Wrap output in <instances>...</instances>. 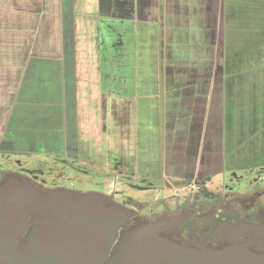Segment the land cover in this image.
Masks as SVG:
<instances>
[{"label": "crops", "instance_id": "0c3cea01", "mask_svg": "<svg viewBox=\"0 0 264 264\" xmlns=\"http://www.w3.org/2000/svg\"><path fill=\"white\" fill-rule=\"evenodd\" d=\"M262 27L264 0H0V159L118 155L119 182L263 166Z\"/></svg>", "mask_w": 264, "mask_h": 264}, {"label": "water", "instance_id": "95a60500", "mask_svg": "<svg viewBox=\"0 0 264 264\" xmlns=\"http://www.w3.org/2000/svg\"><path fill=\"white\" fill-rule=\"evenodd\" d=\"M192 214L136 223L107 195L44 189L9 173L0 182V264H264L255 226H219L218 235H236L221 248L163 235Z\"/></svg>", "mask_w": 264, "mask_h": 264}, {"label": "rangeland", "instance_id": "374dc122", "mask_svg": "<svg viewBox=\"0 0 264 264\" xmlns=\"http://www.w3.org/2000/svg\"><path fill=\"white\" fill-rule=\"evenodd\" d=\"M257 46L259 55H264V27L261 31H257V37L254 40ZM243 52L246 50L241 49ZM242 52V53H243ZM237 59L233 62V59ZM244 59L249 63L250 58L239 53L232 55L225 63L227 73H233L231 64L238 67L240 59ZM219 65V64H218ZM232 150V149H231ZM232 152V151H231ZM221 156V152L218 153ZM31 158L29 161H15L17 159H0V171L23 175L27 179L36 180L43 184L45 189H66L76 192H96L104 195H114L119 203L133 202V200L141 208L143 213L147 211V207L161 208L160 201L164 198L172 196L178 189V194L185 195L190 191L198 189L192 180L183 179L177 181L172 179L170 188L165 189L163 185H157V181H143L142 179H131L125 182H119L120 179L116 175L109 174L113 169L119 166L122 156H107L102 159L97 166L104 167L106 173L97 171L92 168H82L76 161L65 159L48 158L47 160ZM240 159V158H239ZM241 159H244L242 156ZM222 161V160H221ZM222 166L218 165L215 169L210 170V173H219L216 179L206 182L207 188L212 190H239V189H259L264 186V165L257 167L253 166L250 170L229 169L226 174L221 173ZM109 172V173H108ZM122 181V180H121ZM166 182V181H164ZM262 193V190H257V194ZM260 196V195H259ZM263 199L261 203L263 204Z\"/></svg>", "mask_w": 264, "mask_h": 264}, {"label": "flooded vegetation", "instance_id": "af4514ba", "mask_svg": "<svg viewBox=\"0 0 264 264\" xmlns=\"http://www.w3.org/2000/svg\"><path fill=\"white\" fill-rule=\"evenodd\" d=\"M7 174L9 173L0 171V182ZM28 180L35 186L44 188L42 183L33 179ZM142 180L147 181L146 179ZM195 180H192V182L194 183ZM151 181H157V185L165 183V189L172 186L170 185L171 182H164V180H149V182ZM196 187L198 189L182 196L178 194V189H174L175 192L172 196L160 201L161 208L149 206L144 213L140 211L141 208L135 202L136 200L122 204L115 199L114 195H109V197L114 202L131 210L136 223L165 220L185 210L192 211L193 214L188 221L163 234L175 243L221 248L230 242V238H235L236 235L226 236L223 232V234L218 235L216 229L219 226L231 224L232 231H235L241 225H250L259 228L262 232L259 243L264 249V186L259 187V189L212 190L207 188L205 183L204 188L208 190L206 193H204L203 187ZM257 190H262V193L257 194ZM262 199L263 204L261 203ZM238 238L243 240L242 237Z\"/></svg>", "mask_w": 264, "mask_h": 264}, {"label": "trees", "instance_id": "16d2710c", "mask_svg": "<svg viewBox=\"0 0 264 264\" xmlns=\"http://www.w3.org/2000/svg\"><path fill=\"white\" fill-rule=\"evenodd\" d=\"M206 181H207V180H200V181H199V180H195L194 184H195L196 186H201V187L204 188V185H205ZM203 188H202V189H203ZM202 189H201V190H202ZM204 190H205L204 193L208 192V190H207L206 188H204Z\"/></svg>", "mask_w": 264, "mask_h": 264}]
</instances>
